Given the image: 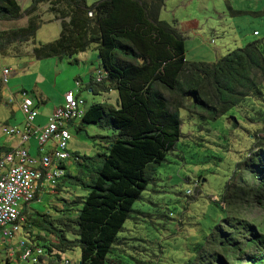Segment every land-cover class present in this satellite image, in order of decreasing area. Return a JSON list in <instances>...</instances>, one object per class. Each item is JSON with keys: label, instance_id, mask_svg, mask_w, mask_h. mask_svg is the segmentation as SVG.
I'll return each instance as SVG.
<instances>
[{"label": "trees", "instance_id": "trees-1", "mask_svg": "<svg viewBox=\"0 0 264 264\" xmlns=\"http://www.w3.org/2000/svg\"><path fill=\"white\" fill-rule=\"evenodd\" d=\"M42 4L61 22V33L53 42L35 45L31 56L73 59L94 47L104 77L100 82L91 77L89 86L93 93L116 89L118 107L93 103L88 108L75 128L97 124L112 134L97 136L104 144L93 155L73 153L77 171L69 167L48 194L59 198L69 184L83 193L70 191L75 198H63L56 217L32 212L25 228L48 252L59 256L78 246L81 264H107L135 202L182 137L181 110L216 120L251 95L263 94L264 41H252L215 62L189 61L182 32L160 18L165 0H97L91 6L87 0H32L27 9L18 0H0V21L27 17L23 26L0 29V55H24L18 45L36 37L44 23ZM258 157H252L253 173L262 189L264 162ZM230 197L225 193L217 201L221 220L185 264H232L246 247H259L262 256L251 259L264 264V234L234 210Z\"/></svg>", "mask_w": 264, "mask_h": 264}, {"label": "rangeland", "instance_id": "rangeland-1", "mask_svg": "<svg viewBox=\"0 0 264 264\" xmlns=\"http://www.w3.org/2000/svg\"><path fill=\"white\" fill-rule=\"evenodd\" d=\"M18 1L23 9L32 4V0ZM96 1L87 0V3L91 6ZM39 12L44 23L36 37L18 45L25 51L23 57L0 55V76L5 67L17 71L6 86L0 79V91L7 89L16 96L23 91L32 96L42 93L49 98L46 105L37 108L39 116L35 124L44 125L51 115L50 108L63 104L65 92L77 86V79L87 84L86 76H98L102 64L93 52L94 47L73 59L31 57L35 45L53 42L61 33V22L53 19L48 4L40 5ZM160 18L179 27L185 37L189 61L215 62L231 50L243 48L252 41H264V0H165ZM18 22L0 21V29L12 28L14 26L8 27L9 23ZM26 63L29 66L22 69ZM85 84L82 97L87 108L93 103L118 107L116 89L110 87L93 93ZM10 99L15 103L14 96ZM10 105L0 101V121L9 120L22 127L21 111L16 106L12 113ZM180 113L182 137L135 202L134 212L119 233L120 242L108 256L107 264H185L194 258L198 244L221 220L223 209L216 204L225 193L231 196L233 209L264 234V188L258 187V177L253 173L256 165L252 162L256 154L258 160L264 162V85L262 95H251L216 120L201 118L188 108ZM13 114L15 116H11ZM71 134L69 149L72 153L93 155L104 144L97 136L111 135L112 131L89 124L80 131L71 127ZM5 137L7 144L16 145L13 136ZM35 144L30 150L36 155L37 142ZM71 171H77L76 165L71 166ZM70 191L83 193L69 184L68 191L63 190L59 198L43 192L30 207L32 211L50 212L56 217V211H61L59 207L64 204L63 198H75ZM240 241L244 238L240 237ZM259 249L246 247L244 253L239 254L240 260L233 263L260 264L251 259L262 256ZM60 256L79 264L81 248L76 246Z\"/></svg>", "mask_w": 264, "mask_h": 264}, {"label": "built area", "instance_id": "built-area-1", "mask_svg": "<svg viewBox=\"0 0 264 264\" xmlns=\"http://www.w3.org/2000/svg\"><path fill=\"white\" fill-rule=\"evenodd\" d=\"M12 75L9 67L3 68L1 83L7 85ZM19 108L22 127L0 122V134L19 138L17 146L0 155V263L1 244L22 236L11 255H18L26 264H73L60 256L63 252L58 256L36 244L25 226L32 213V202L43 192L53 194L67 169L78 160L69 143L71 127L81 123L87 111L81 84L77 82L74 89L65 93L64 104L54 108L44 125L35 124L38 101L27 91L21 93ZM32 138L37 142L36 155L28 145Z\"/></svg>", "mask_w": 264, "mask_h": 264}, {"label": "crops", "instance_id": "crops-1", "mask_svg": "<svg viewBox=\"0 0 264 264\" xmlns=\"http://www.w3.org/2000/svg\"><path fill=\"white\" fill-rule=\"evenodd\" d=\"M26 23V19L25 20H19V22L18 23H16V25L17 26H22V25H24ZM16 25H15V23H9V26L8 27H12V26H14V27H16ZM177 26V25H176ZM178 29H179V27H177ZM91 48H93V47H91ZM90 49V48H89ZM88 50V49H87ZM85 52V51H84ZM83 52V53H84ZM94 54H97L98 55V53H97V50L94 48ZM86 55V54H85ZM13 56V55H12ZM94 56V55H93ZM14 57H17V56H15L14 55ZM18 57H23V55L22 56H18ZM32 57V56H31ZM98 58V57H97ZM98 61H100L99 60V58H98ZM29 66V64L28 63H26L23 67H22V69H26L27 67ZM17 75V71H13V75L12 76H16ZM91 77H92V75H90L89 74V77L88 76H86V78H88V83L90 82V80H91ZM82 81V80H81ZM83 82V81H82ZM85 84V83H84ZM85 85H87L88 86V84H85ZM91 91V90H90ZM66 93V92H65ZM17 95L18 96H16L15 95V93H13V95L10 93V91H8L7 89H5L4 91L2 90V91H0V101H6V104L7 105H10L11 106V109H12V113H14L15 111V109L14 108H16V106H17V109L19 110V112H20V108H19V105H20V100H21V93L20 94H18L17 93ZM3 96L6 98H3ZM12 96H14V99H15V103H12L11 101H9V100H11L10 98L12 97ZM33 96L35 97V98H37V99H41L40 100V103H39V105H41V104H44V105H46V103H47V101H49V98H47V97H44L43 96V94L42 93H40V95L38 96L37 94H35V93H33ZM63 102H64V98H63ZM62 102V103H63ZM61 103V104H62ZM58 105H56V107H57ZM56 107H51L50 108V114L52 113V111L54 110V108H56ZM22 114V113H21ZM11 116H15V114H13V115H11ZM11 116H9V117H7V118H10ZM23 117V116H22ZM6 118V119H7ZM22 121H23V119H22ZM1 122V121H0ZM2 122H5V123H7V124H10V125H15V126H18L17 125V123H13L12 121H9V120H7V121H2ZM5 136H7V135H5ZM3 134H0V155H2V154H4V153H6V152H8L10 149H12V148H14V146H17L18 144H19V138L18 137H15V136H13V140H16L17 141V143H16V145H11V144H7V140H6V137H5ZM35 142L36 141H34V142H30V148H31V146H33V147H36V146H34V144H35ZM36 145V144H35ZM37 150H38V148H37ZM53 198H55V197H53ZM32 212H34V211H32ZM21 237L22 236H18V238L16 239V240H14V241H12V242H7V243H3V244H1V253H2V261H1V263L0 264H26L25 262H23V261H21L20 259H19V257H18V255H11L12 254V249L13 248H15L16 247V244H17V242L21 239Z\"/></svg>", "mask_w": 264, "mask_h": 264}, {"label": "clouds", "instance_id": "clouds-1", "mask_svg": "<svg viewBox=\"0 0 264 264\" xmlns=\"http://www.w3.org/2000/svg\"><path fill=\"white\" fill-rule=\"evenodd\" d=\"M23 20L24 19H26V22H27V17H24V18H22ZM22 19H19V20H22ZM19 20H17V21H19ZM11 22H16V21H11ZM26 24V23H25ZM24 24V25H25ZM23 26V25H22ZM18 27V26H17ZM99 56V55H98ZM69 59H71L70 57H69ZM99 60H100V58H99ZM92 77H94L95 78V82H100V81H102V79H103V77H104V70H103V68H102V70H101V72H100V74L98 75V76H94V75H92ZM98 77H101V79L100 80H98ZM77 82H79L80 84H81V95H82V89L84 88L83 86H84V83L81 81V80H79V79H77ZM9 83V82H8ZM90 83V82H89ZM89 83H87L88 84V86L86 85L85 87H86V89L88 90H91L92 91V88H90V86H89ZM2 84V83H1ZM3 85V84H2ZM3 86H6V85H3ZM93 92V91H92ZM65 95V94H64ZM35 98V97H34ZM64 98V97H63ZM37 101H38V106H39V103H40V100L41 99H37V98H35ZM86 101V100H85ZM63 104H64V102H63ZM62 104V105H63ZM61 106V105H60ZM58 107V106H57ZM87 108V107H86ZM87 110H88V108H87ZM87 112V111H86ZM86 114V113H85ZM85 116V115H84ZM84 118V117H83ZM88 125V124H87ZM79 126H80V124H79ZM73 127H76V126H73ZM63 253H65V252H63ZM80 264V263H79Z\"/></svg>", "mask_w": 264, "mask_h": 264}, {"label": "water", "instance_id": "water-1", "mask_svg": "<svg viewBox=\"0 0 264 264\" xmlns=\"http://www.w3.org/2000/svg\"><path fill=\"white\" fill-rule=\"evenodd\" d=\"M70 58H71V56H70ZM98 58H100L99 56H98ZM81 264V263H80Z\"/></svg>", "mask_w": 264, "mask_h": 264}]
</instances>
